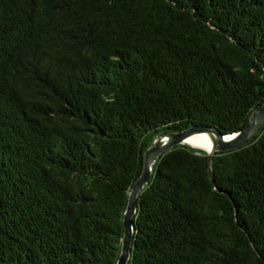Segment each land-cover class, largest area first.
<instances>
[{"label":"trees","instance_id":"trees-1","mask_svg":"<svg viewBox=\"0 0 264 264\" xmlns=\"http://www.w3.org/2000/svg\"><path fill=\"white\" fill-rule=\"evenodd\" d=\"M264 103V0H0V264H116L163 133ZM127 264H264V124L180 144L137 195Z\"/></svg>","mask_w":264,"mask_h":264},{"label":"water","instance_id":"water-1","mask_svg":"<svg viewBox=\"0 0 264 264\" xmlns=\"http://www.w3.org/2000/svg\"><path fill=\"white\" fill-rule=\"evenodd\" d=\"M263 124L264 103L253 111L245 128L236 133L222 135L216 129L211 127L193 126L180 132L160 134L156 138L154 145L145 152L142 172L130 189L128 203L123 215V237L121 241V249L116 264H127L133 236L132 217L136 212L137 195L142 191L144 185L151 179L152 167L161 153L176 145L184 144V140L189 136L194 134H204L206 139L211 143L210 149H203L190 144L187 145L201 149L207 153L209 173L212 177V159L215 153L218 151L235 149L246 144Z\"/></svg>","mask_w":264,"mask_h":264},{"label":"bare ground","instance_id":"bare-ground-1","mask_svg":"<svg viewBox=\"0 0 264 264\" xmlns=\"http://www.w3.org/2000/svg\"><path fill=\"white\" fill-rule=\"evenodd\" d=\"M184 144H190L192 146L200 147L203 149H210L211 143L206 139L203 134H194L192 136L187 137L184 140Z\"/></svg>","mask_w":264,"mask_h":264},{"label":"rangeland","instance_id":"rangeland-1","mask_svg":"<svg viewBox=\"0 0 264 264\" xmlns=\"http://www.w3.org/2000/svg\"><path fill=\"white\" fill-rule=\"evenodd\" d=\"M204 135V134H203Z\"/></svg>","mask_w":264,"mask_h":264}]
</instances>
